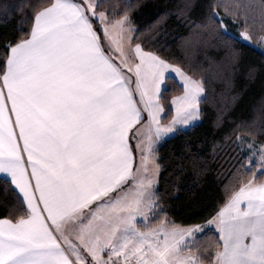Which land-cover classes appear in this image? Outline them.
Listing matches in <instances>:
<instances>
[{"label":"snow or ice","instance_id":"obj_1","mask_svg":"<svg viewBox=\"0 0 264 264\" xmlns=\"http://www.w3.org/2000/svg\"><path fill=\"white\" fill-rule=\"evenodd\" d=\"M194 6L184 0L178 14L187 17ZM204 7L194 27L205 40L264 43V0ZM22 8L30 28L5 41L0 56V176L17 201L0 218V264H264V143L253 139L264 136V101L258 117L228 137L246 146L248 164L219 211L203 225L165 222L157 146L196 119L206 82L145 50L130 8L0 0L5 16ZM225 16L240 23L238 36L228 33ZM230 55L238 59L235 50ZM169 71L183 92L163 123ZM211 226L218 238L198 244Z\"/></svg>","mask_w":264,"mask_h":264},{"label":"trees","instance_id":"obj_2","mask_svg":"<svg viewBox=\"0 0 264 264\" xmlns=\"http://www.w3.org/2000/svg\"><path fill=\"white\" fill-rule=\"evenodd\" d=\"M11 2L27 5L39 0ZM206 2L193 0L195 6L185 17L178 14L184 0H107L118 11L131 9V26L145 41V50L155 52L194 78L206 82L199 103L198 123L165 139L157 148L160 163L157 189L163 208L159 219L178 226L203 225L219 211L230 181L237 172H244L242 163L247 165L241 146L238 148L237 142L228 137L238 125L258 117L264 101L263 53L246 42L205 40L196 34L194 26L203 18ZM251 2L258 4L259 0ZM220 11L224 15L223 9ZM225 23L228 33L238 36L240 23H233L227 16ZM29 28L26 8L7 16L0 12V56L5 41L22 38ZM252 31L254 34L260 32L259 23ZM230 50L238 54L235 62ZM250 69H256L254 76L249 75ZM166 83L168 91L163 93L161 101L163 123L174 115L172 98L183 92V87L173 77H169ZM253 139L264 143V136L259 133ZM193 154L197 158L195 167L190 161ZM255 171L260 175L258 168ZM16 203L14 194L7 190L0 177V218H8L9 210ZM216 238L218 234L208 229L200 234L197 243L207 245Z\"/></svg>","mask_w":264,"mask_h":264},{"label":"rangeland","instance_id":"obj_3","mask_svg":"<svg viewBox=\"0 0 264 264\" xmlns=\"http://www.w3.org/2000/svg\"><path fill=\"white\" fill-rule=\"evenodd\" d=\"M132 27V26H131ZM133 28V27H132ZM246 43L248 44V45H250V46H252V47H254L255 49H257L260 53H263L264 54V43H261L260 42V40L259 39H257V40H251V41H246ZM182 87H183V82H182ZM202 94L203 93H201V96H202ZM199 107V106H198ZM198 119H199V115L196 117V119H194L193 121H191L190 122V124L188 125V126H191V125H193L195 122H197L198 121ZM187 126V127H188ZM181 127V126H180ZM186 127V128H187ZM256 142V141H255ZM256 144H257V146H259V144H261L260 142H256ZM241 148H242V150H243V152L245 153V155H246V158H247V156H248V152H247V148H246V146H241ZM158 159V158H157ZM247 164H248V161H247ZM259 169V168H258ZM259 171H261L260 169H259ZM159 175H160V172H159ZM158 181H159V176H158V179H157V187H158ZM214 226H211V228L210 229H212ZM209 228H205L204 229V231H206V230H208ZM203 231V232H204Z\"/></svg>","mask_w":264,"mask_h":264},{"label":"crops","instance_id":"obj_4","mask_svg":"<svg viewBox=\"0 0 264 264\" xmlns=\"http://www.w3.org/2000/svg\"><path fill=\"white\" fill-rule=\"evenodd\" d=\"M168 76H169V77H173L174 79H176L177 82L182 86V81L180 80V78H179L175 73L169 71ZM202 98H203V94H202V96H201V99H202ZM201 99H200V101H201ZM172 109H173V112H174V114H175V110H174V106H173V105H172ZM161 116H162V118H163V116H164V112L161 113ZM198 121H199V119H198ZM198 121L195 122L193 125H195L196 123H198ZM193 125H191V126H193ZM191 126H188V127H187V126H181V130L188 129V128H190ZM186 127H187V128H186ZM172 135H174V134H169L167 137H165L163 140H161L160 143L158 144L157 148L159 147V145H160L165 139L171 137ZM0 177H2V176H0ZM138 219H139V218H138ZM212 229L216 232L215 227H213ZM216 233L218 234V232H216ZM218 235H219V234H218Z\"/></svg>","mask_w":264,"mask_h":264}]
</instances>
